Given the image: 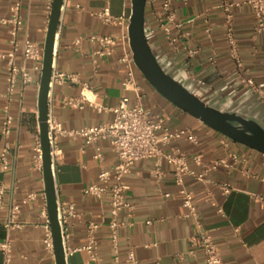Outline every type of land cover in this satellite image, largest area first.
Listing matches in <instances>:
<instances>
[{
	"label": "crops",
	"instance_id": "obj_1",
	"mask_svg": "<svg viewBox=\"0 0 264 264\" xmlns=\"http://www.w3.org/2000/svg\"><path fill=\"white\" fill-rule=\"evenodd\" d=\"M224 0H187L174 2L176 25L171 35L177 39L169 45L159 29L158 19L163 0L148 2L145 33L149 45L165 73L183 85L206 106L236 114L264 127V38L255 33L256 20L251 7L235 9L233 31L243 62L242 72L230 56L226 24L220 5ZM242 3L244 0H227ZM53 0H0V132L2 107L6 103L7 55L11 52V24L4 20L20 4L24 35L44 49ZM109 7L114 23L98 15ZM132 15L131 0H65L56 36L53 71L71 76L61 85L53 84L49 93V115L62 124L66 132L112 122L111 112L99 114L85 104L73 107L69 102L84 92L97 104L118 106L125 95L122 81L126 66L121 63L131 52L128 28ZM208 28L211 32L208 33ZM93 37H111V52L98 56L101 46ZM187 50H195L193 57ZM17 65L23 64L22 53ZM27 67L33 82L22 89L18 80L11 103V134L2 138L1 148L9 147L7 169L2 174L4 186L0 226L8 220L12 204L20 206L17 225L6 235L12 252L8 264H56L55 253L44 245V219L47 208L43 169H39L36 150L39 133V89L41 75ZM242 73V74H241ZM136 79L141 98L129 93L130 105L140 103L160 115L171 116L172 130H189L198 139L192 144L185 138L163 147L166 155L180 150L185 154L190 173L176 177L175 167L161 158L162 176L156 175V159L137 162L124 177L129 187L125 200L131 209L119 212L117 250L111 240V206L109 197L85 196L91 185H100L99 175L110 170L118 159L109 141L86 146L81 137L58 138L62 156L53 165L58 205L73 206L65 229L69 234L65 252L68 264H129L133 252L136 264H206L198 244L201 233L210 234L225 264H264V154L240 145L178 109L161 96L138 71ZM252 79L254 86L241 82ZM21 95V96H20ZM101 149L102 160L95 158ZM199 156L201 164L194 158ZM228 189V193L225 192ZM193 197L196 217L186 218L181 190ZM34 195L35 199L29 196ZM221 210V212H220ZM97 226L91 234L90 226ZM6 238V237H5ZM5 238L0 239L3 241ZM91 241L95 248L88 250ZM0 264H6L0 252Z\"/></svg>",
	"mask_w": 264,
	"mask_h": 264
},
{
	"label": "built area",
	"instance_id": "obj_2",
	"mask_svg": "<svg viewBox=\"0 0 264 264\" xmlns=\"http://www.w3.org/2000/svg\"><path fill=\"white\" fill-rule=\"evenodd\" d=\"M156 0H148V2H155ZM187 0H163L161 16L158 19L159 29L164 34L165 39L169 45L175 48L177 39L171 35V27L176 25V14L172 8L174 2ZM247 5L252 8L256 26L255 33L257 36L264 38V0H244L242 3H232L224 0L220 5L223 18L226 24V39L230 49V56L236 62L240 72L243 71V62L239 55L238 44L234 35L232 21L234 18L235 9L241 5ZM51 5L49 10H51ZM103 21L107 23H114L115 18L111 15L109 7L105 8L99 15ZM4 23L11 24L12 28L9 32L11 52L6 56L8 59L9 75L7 78V93L5 95L6 103L2 107V129L1 136L3 139H8L11 134V127L13 124V117L10 112L11 103L16 95L18 80H21L22 89L33 82L30 74V69L27 67L28 62H32V70L42 74L43 69V56L44 49H41L37 44L32 42L27 35H24V42L21 45L19 37L25 32L24 18L20 13V4H16L12 9L11 16L4 20ZM208 33L211 29L208 28ZM92 40H97L101 46V50L97 53L98 56H104L111 52V47L115 46V40L111 37H93ZM22 53L23 64L17 65V54ZM197 54L195 50H187V56L193 57ZM121 63L126 66V76L122 81V89L125 95L121 98L119 104L115 108H107L96 103L92 96L81 94L80 98L72 100L69 105L73 107H83L88 104L96 109L99 114L111 112L114 115L112 122L101 124L92 127H85L80 130H73L66 132L62 124L55 120L53 117L48 116L49 127V140L51 148V157L53 165L62 156L58 138L61 135H68L72 137H81L85 141L86 146H96L101 141H109L113 152L115 153L118 163L110 170H104L99 175L100 185H91L84 189L85 196H92L98 199L109 197L112 222L111 240L114 249L117 250V230L121 224L118 222V215L124 209H131L130 204L125 200V194L129 187L124 183V177L128 175L132 167L140 161L156 159V175L161 177V158H164L168 164L175 167L176 177L179 183H182V176L190 173L189 166L185 154L180 150H175L172 154L166 155L163 147L169 146L173 141L185 138L188 142L197 145V137L189 130H172L171 116L165 114L160 115L146 109L140 103L134 106L130 105L129 93H134L137 99L141 98V88L137 82L135 72L137 70L136 64L133 59L132 51L125 54L121 59ZM242 74V73H241ZM71 80V76L64 75L60 72L53 71L50 83V89L53 84L61 85L67 80ZM241 82H245L250 86H254L252 79L240 78ZM21 96V95H20ZM36 150L38 152L37 161L39 169H43L42 164V149L40 139L37 142ZM9 154V147L6 144L0 150V173L7 169V157ZM96 159L102 160L101 149L97 148ZM196 164H201L199 156L194 158ZM228 193V189H224ZM4 186L0 182V211L3 206ZM183 197V204L188 209L186 218L196 217V207L193 204L192 195L186 190H181ZM30 199H35L34 195L29 196ZM221 212V210H220ZM20 214V206L12 204L8 220L5 222L4 227L8 232L11 227L17 225L18 216ZM59 222L62 229V238L64 247L69 239V234L65 229V223L68 216H73V206L69 205L61 207L58 205ZM44 219V245L48 252L54 254V242L52 236V229L50 225L48 209L44 208L41 213ZM97 226L91 225L90 232L93 234ZM198 244L204 254L206 264H225L219 254L218 246L213 241L210 234L201 233L198 238ZM95 248L94 241H91L88 250ZM0 252L2 253L6 264L10 262L12 247L8 239V235L3 241H0ZM129 264H136L135 255L131 251L128 254ZM116 263L120 264L116 258Z\"/></svg>",
	"mask_w": 264,
	"mask_h": 264
},
{
	"label": "water",
	"instance_id": "obj_3",
	"mask_svg": "<svg viewBox=\"0 0 264 264\" xmlns=\"http://www.w3.org/2000/svg\"><path fill=\"white\" fill-rule=\"evenodd\" d=\"M65 0H53L44 46L43 69L40 78L38 111L42 149L43 177L47 209L52 229L56 264H68L59 222L53 162L49 140V93L53 72L56 36ZM148 0H131L132 15L128 28L129 44L138 71L147 82L178 109L200 120L226 138L264 154V127L236 114L224 113L206 106L183 85L164 72L154 55L145 33V11Z\"/></svg>",
	"mask_w": 264,
	"mask_h": 264
},
{
	"label": "trees",
	"instance_id": "obj_4",
	"mask_svg": "<svg viewBox=\"0 0 264 264\" xmlns=\"http://www.w3.org/2000/svg\"><path fill=\"white\" fill-rule=\"evenodd\" d=\"M1 143H2V136L0 134V150H1ZM2 181V174L0 173V182ZM6 237V231L5 229L0 226V239H3Z\"/></svg>",
	"mask_w": 264,
	"mask_h": 264
}]
</instances>
